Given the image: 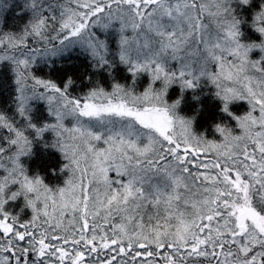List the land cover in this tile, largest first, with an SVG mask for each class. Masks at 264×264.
<instances>
[{
  "label": "snow or ice",
  "instance_id": "6c2138e0",
  "mask_svg": "<svg viewBox=\"0 0 264 264\" xmlns=\"http://www.w3.org/2000/svg\"><path fill=\"white\" fill-rule=\"evenodd\" d=\"M234 4L251 0H26L27 22L0 31L15 86L13 111L0 108V264H264V39L242 42ZM250 27L264 37V2ZM75 51L110 90L86 76L73 93L71 75L36 71ZM204 80L238 133L218 124L207 139L178 113ZM36 102L49 119L36 122ZM37 141L66 161L62 187L29 174ZM21 197L27 218L6 207Z\"/></svg>",
  "mask_w": 264,
  "mask_h": 264
},
{
  "label": "trees",
  "instance_id": "16d2710c",
  "mask_svg": "<svg viewBox=\"0 0 264 264\" xmlns=\"http://www.w3.org/2000/svg\"><path fill=\"white\" fill-rule=\"evenodd\" d=\"M264 0H251L249 6L241 7L234 4L237 14L242 16L245 20L241 24V31L243 33L242 42H257L259 43L261 37L259 33L250 27V22L254 11H258L260 4ZM26 0H0V31H19L21 27L27 22L30 17V12L26 9ZM100 34V33H98ZM102 35V34H100ZM112 47H115V38L110 35ZM262 55L259 49H254L250 53L251 59H259ZM36 71L40 74H47L53 79L57 77L67 78L71 75L75 80L71 91L73 93L85 92L89 87V82L85 79L86 76H91L93 80L99 79L100 83L110 90L113 80L109 78L108 73L104 70H93L88 58L81 55L78 51L72 52L54 60L52 67L49 69L46 65H41ZM113 77L115 81L127 86L131 82V76L127 68L117 64L113 69ZM62 83V80H58ZM148 83L147 75H141L136 82L137 91H143ZM14 84L12 83V75L7 64L0 66V108L6 107L9 112L13 111L11 105L12 97L15 95ZM215 89L207 80H204L201 86L195 90H185L183 99L177 111L186 118L195 117L193 130L197 135L203 134L207 139L220 140V135L215 131V126L220 124L231 127L235 133L239 132L236 127V121L227 113L221 110L222 102L215 97ZM181 91L179 85H173L169 88L166 99L169 103L175 101L180 97ZM193 97H199L194 99ZM36 111L33 113L36 122L49 119L46 107L42 102L35 103ZM229 110L234 115H243L248 111V105L245 101H234L230 104ZM52 134H45V140L51 141ZM23 162L27 166L30 175L39 174L46 184L50 187H62L69 173L65 169L61 171L63 165L66 163L62 159L59 151L42 146L40 141L34 145L33 155L30 158H23ZM55 169V174L52 170ZM13 214L21 213L24 218L31 215L30 209L24 207L23 198H18L16 201H10L6 206Z\"/></svg>",
  "mask_w": 264,
  "mask_h": 264
}]
</instances>
